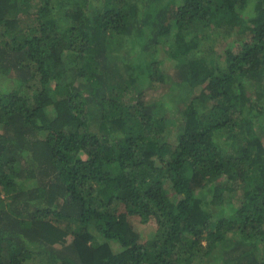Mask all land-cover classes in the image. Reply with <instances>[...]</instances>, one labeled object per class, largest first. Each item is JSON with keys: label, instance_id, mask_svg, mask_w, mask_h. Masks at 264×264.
Returning a JSON list of instances; mask_svg holds the SVG:
<instances>
[{"label": "trees", "instance_id": "1", "mask_svg": "<svg viewBox=\"0 0 264 264\" xmlns=\"http://www.w3.org/2000/svg\"><path fill=\"white\" fill-rule=\"evenodd\" d=\"M0 264H264V0H0Z\"/></svg>", "mask_w": 264, "mask_h": 264}, {"label": "rangeland", "instance_id": "2", "mask_svg": "<svg viewBox=\"0 0 264 264\" xmlns=\"http://www.w3.org/2000/svg\"><path fill=\"white\" fill-rule=\"evenodd\" d=\"M225 31H226V29H222V33L225 32ZM225 41H227V40H224V41H216V42H218V44H220L221 42H222V44H225ZM198 53H199V51H198ZM164 65H166L167 67H170L171 66L170 65V62H167V64H164ZM206 87H207V83L202 84V85H199V86H196L195 88H193L190 91V96H196V95H199L200 93L206 92L207 91V88ZM229 89H231V87H229ZM164 90H167V89L165 87L163 89H161V90L158 89V92H159L158 93V97L161 98L162 103L166 102L167 103V106L172 107V109H174L175 106H177V105L179 106L180 101L178 99V94L181 93V90L179 89L178 92L174 95V100H172L171 99L172 97L168 94V92H170V90H168L166 92H164ZM176 109H177V107H176ZM171 196L176 197V194L173 191H171ZM150 225H154V221H150L149 222V226ZM68 240L69 239L67 238L65 240V242H67ZM113 248H117L116 243H113Z\"/></svg>", "mask_w": 264, "mask_h": 264}]
</instances>
